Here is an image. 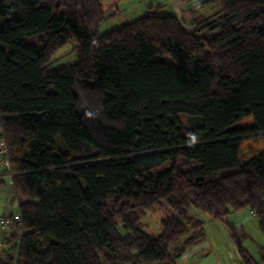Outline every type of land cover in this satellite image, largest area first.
<instances>
[{
	"label": "trees",
	"instance_id": "obj_1",
	"mask_svg": "<svg viewBox=\"0 0 264 264\" xmlns=\"http://www.w3.org/2000/svg\"><path fill=\"white\" fill-rule=\"evenodd\" d=\"M182 2L221 9L190 30L150 13L99 35L101 0H0V138L22 228L0 264H177L204 238L195 211L250 212L264 242V148L238 157L243 137L264 140V0ZM70 41L75 62L51 69ZM228 229L240 264H264Z\"/></svg>",
	"mask_w": 264,
	"mask_h": 264
},
{
	"label": "rangeland",
	"instance_id": "obj_2",
	"mask_svg": "<svg viewBox=\"0 0 264 264\" xmlns=\"http://www.w3.org/2000/svg\"><path fill=\"white\" fill-rule=\"evenodd\" d=\"M154 1L155 0H103V8L106 11L107 18L98 26V34L101 35L111 30L120 28L150 13L157 16H174L181 21L185 29L190 30V21L192 19L198 21L208 18L221 9L220 4H211L199 8L196 11V14L189 15L185 10L182 0V3L179 2L180 4L172 3L171 5H162ZM180 5H183V9L182 7H179ZM116 9L117 13H115ZM38 38V36L25 37L23 38V42L40 47L41 44ZM75 46V41H70L67 45L60 48L53 56L52 65L50 68L55 69L59 66H65L70 63H74L76 60V55L73 51ZM252 124V118L248 117L242 121L236 122L233 128L249 127ZM263 148L264 140L261 135H249L243 137L238 149L239 162H245L248 158L257 154ZM190 211L193 210L191 209ZM246 212L247 211H242V213ZM195 214L196 215H193L195 216L196 220L204 222L202 233L206 237V240H208V242L211 244V247L202 251L198 250L192 252L193 255L190 254L188 261L183 263L178 260L177 264H215L216 255L222 254H224V256L222 260L220 259L221 263L225 264L227 260L228 264V251L231 249L228 244V240L220 232L218 226L214 227L215 221L212 220L207 214L200 211H195ZM170 215L171 211L166 207L161 211L146 212L140 217V227L144 232L157 236L159 234L160 221L164 217ZM235 215H237V213H233L228 216V221L230 223H234ZM257 222V218L253 219L251 222V225L254 227V229L249 226L239 228L237 230V237L240 241V244L249 251L256 261H259V257L264 251V242L258 234L254 233L255 229L257 231ZM215 225L217 224L215 223ZM117 230L120 233H123V230L119 225L117 226ZM189 236H192L191 232L186 236V238ZM191 249H193V247ZM230 261L231 264H233V261Z\"/></svg>",
	"mask_w": 264,
	"mask_h": 264
},
{
	"label": "crops",
	"instance_id": "obj_3",
	"mask_svg": "<svg viewBox=\"0 0 264 264\" xmlns=\"http://www.w3.org/2000/svg\"><path fill=\"white\" fill-rule=\"evenodd\" d=\"M102 1L103 0H101V2ZM154 2L162 4V5H167V4L171 5L172 3L177 4V3L181 2V0H155ZM102 4H103V2H102ZM179 7H182V9H183V5H180ZM115 13H117V9L115 10ZM15 214H18V205H17L15 192L12 189V185H11V175L8 173V171H6V168L0 164V216L15 215ZM255 218L256 217L250 212H246V213L238 212L237 215H235V217H234V223H230L228 221V218L222 219L219 221H215V223L217 225H215V223H214V227H216V226L219 227L220 232L228 240V244L231 248L228 251V257H229L228 264H231L230 260L233 261V264H240L237 249L234 245V242L231 239V233L228 229V226H230V225L232 226L233 234L237 237V232H238L237 230L239 228L249 226V227L254 229V227L251 225V222ZM202 223H204V222H202ZM256 224H258V222ZM255 231H256V229H255ZM255 231H254V233L259 235L258 231H256V232ZM0 239L2 241V246L0 248V261H1L4 259L5 251H7V249L9 248V242L11 240V237H10V234L4 233V234H0ZM209 247H211V244L208 242V240H206V237L204 236L202 241L199 242L198 244H196L195 246H193V249H190L184 256H182L179 259V261L184 263V262L189 260L190 254L193 255L192 252H195L198 250L202 251V250L207 249ZM223 256H224V254L216 255L215 264H222L220 259L222 260ZM225 264H227V260H226Z\"/></svg>",
	"mask_w": 264,
	"mask_h": 264
},
{
	"label": "built area",
	"instance_id": "obj_4",
	"mask_svg": "<svg viewBox=\"0 0 264 264\" xmlns=\"http://www.w3.org/2000/svg\"><path fill=\"white\" fill-rule=\"evenodd\" d=\"M0 164L6 168V171L9 170L8 161L5 157L4 143L1 138H0ZM20 222L21 221L18 214L0 216V234L14 233L17 237H20V235L22 234V228ZM1 246H2V241L0 239V248Z\"/></svg>",
	"mask_w": 264,
	"mask_h": 264
},
{
	"label": "clouds",
	"instance_id": "obj_5",
	"mask_svg": "<svg viewBox=\"0 0 264 264\" xmlns=\"http://www.w3.org/2000/svg\"><path fill=\"white\" fill-rule=\"evenodd\" d=\"M195 139V137H193V140Z\"/></svg>",
	"mask_w": 264,
	"mask_h": 264
}]
</instances>
